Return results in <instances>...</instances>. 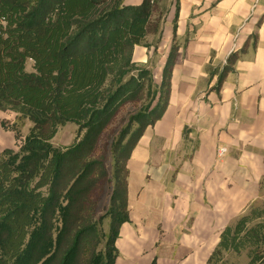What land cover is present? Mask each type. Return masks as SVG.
Segmentation results:
<instances>
[{"label": "trees", "instance_id": "16d2710c", "mask_svg": "<svg viewBox=\"0 0 264 264\" xmlns=\"http://www.w3.org/2000/svg\"><path fill=\"white\" fill-rule=\"evenodd\" d=\"M162 19L159 0H0V111L32 122L18 150L0 153V264H117L128 161L168 106L179 53L174 42L158 83L134 61ZM128 103L136 108L119 118ZM67 122L77 140L54 145ZM249 246V264H264V206L224 229L207 264Z\"/></svg>", "mask_w": 264, "mask_h": 264}, {"label": "crops", "instance_id": "0c3cea01", "mask_svg": "<svg viewBox=\"0 0 264 264\" xmlns=\"http://www.w3.org/2000/svg\"><path fill=\"white\" fill-rule=\"evenodd\" d=\"M159 5L162 32L134 58L145 64L155 51L162 76L174 42L179 53L168 106L128 161L130 221L117 264H207L224 229L264 206V0Z\"/></svg>", "mask_w": 264, "mask_h": 264}, {"label": "rangeland", "instance_id": "374dc122", "mask_svg": "<svg viewBox=\"0 0 264 264\" xmlns=\"http://www.w3.org/2000/svg\"><path fill=\"white\" fill-rule=\"evenodd\" d=\"M148 38L146 39V41L153 45V39L149 40ZM136 59L134 58V61L136 62L137 66H146L148 68H151L154 73L155 81L157 83L161 81V76H158L160 56L156 55L155 51L152 50L151 57H149L148 62L145 64L137 62ZM32 64V60H29L27 64V68L29 70L33 69ZM135 108L136 106H133V104L128 103V105L122 109L119 118L125 115L126 113H130ZM31 127L32 122L28 118L21 117L12 110L0 111V153L6 148L18 150L24 138L29 133ZM78 135L79 125L74 122H67L66 124L58 128V131L52 139V142L56 146H68L77 140ZM107 198L108 194L104 196V199L100 203V212L103 210ZM258 203L259 205H262L261 200ZM252 248L253 247L249 246L246 249H243L240 253H225V264H249L251 259L249 257V250H251Z\"/></svg>", "mask_w": 264, "mask_h": 264}, {"label": "built area", "instance_id": "2783aa9c", "mask_svg": "<svg viewBox=\"0 0 264 264\" xmlns=\"http://www.w3.org/2000/svg\"><path fill=\"white\" fill-rule=\"evenodd\" d=\"M222 151H225V148H223Z\"/></svg>", "mask_w": 264, "mask_h": 264}]
</instances>
